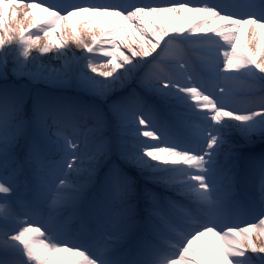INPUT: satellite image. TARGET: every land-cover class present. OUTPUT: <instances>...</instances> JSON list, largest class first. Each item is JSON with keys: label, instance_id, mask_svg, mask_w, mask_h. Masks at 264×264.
I'll return each mask as SVG.
<instances>
[{"label": "snow or ice", "instance_id": "snow-or-ice-1", "mask_svg": "<svg viewBox=\"0 0 264 264\" xmlns=\"http://www.w3.org/2000/svg\"><path fill=\"white\" fill-rule=\"evenodd\" d=\"M0 264H264V0H0Z\"/></svg>", "mask_w": 264, "mask_h": 264}, {"label": "bare ground", "instance_id": "bare-ground-1", "mask_svg": "<svg viewBox=\"0 0 264 264\" xmlns=\"http://www.w3.org/2000/svg\"><path fill=\"white\" fill-rule=\"evenodd\" d=\"M16 11H17L18 14H17V17H16V19L14 21L15 23H12L11 27L18 29L19 26L22 25L23 27L27 28L28 24L30 23V20L24 18L23 12L26 11V9H21V10H16ZM198 15L199 14H188L187 18L184 19L183 21H180L179 19H177L176 21H174V23L179 24V25L184 26V27H187L193 21V19L195 17H197ZM216 23H217L216 21H212L211 22V26H215ZM59 35H64V33H59ZM68 36H69V39H70V32L68 33ZM43 40H44V37L41 36L40 37V42L43 43ZM69 47L71 48L72 52H75L77 54H79L80 51H81L80 49H78L74 45H72L71 43L69 44ZM30 51H32V53L35 54V50L34 49H30ZM257 55H259V54L257 53ZM254 242H256L257 244L260 243V241L255 236H254Z\"/></svg>", "mask_w": 264, "mask_h": 264}, {"label": "rangeland", "instance_id": "rangeland-1", "mask_svg": "<svg viewBox=\"0 0 264 264\" xmlns=\"http://www.w3.org/2000/svg\"><path fill=\"white\" fill-rule=\"evenodd\" d=\"M14 21H15V20H14ZM14 21H13L12 23H15Z\"/></svg>", "mask_w": 264, "mask_h": 264}]
</instances>
